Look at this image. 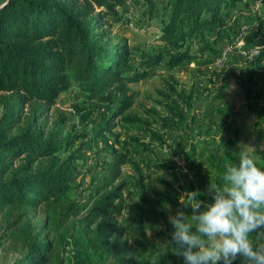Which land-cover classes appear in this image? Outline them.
I'll return each instance as SVG.
<instances>
[{
  "label": "rangeland",
  "instance_id": "obj_1",
  "mask_svg": "<svg viewBox=\"0 0 264 264\" xmlns=\"http://www.w3.org/2000/svg\"><path fill=\"white\" fill-rule=\"evenodd\" d=\"M55 1L69 9H91L88 19H98L96 30L106 32L102 41L108 46L152 40L157 22L166 16L161 0H119L120 20L103 15L95 0ZM238 7L229 13L234 21L230 37L219 40L212 51L177 66H153L143 79L126 84L113 103L129 94L133 101L114 117V105L88 100L75 86L54 103L23 101L26 94L17 86L0 90V141L33 135L57 148L18 155L0 148V191L21 186L32 174L67 177L49 193L36 187L30 204L25 201L30 190L15 202L0 198V264H16L29 254L43 258L36 264H125L130 252L127 261L118 256L129 237L123 230L132 204L155 202L156 193L165 192L179 204H160L169 223L177 209L191 214L181 203L189 193L198 191L202 201H210L208 184L218 181L216 166L226 165V154L237 157L251 146L256 162H264V23L256 34L264 2L238 0ZM4 57L1 66L9 59ZM101 83L106 91L116 85L108 79ZM12 105L15 116L6 122ZM130 115L141 122L128 124L124 117ZM60 144L66 146L60 149ZM93 229L101 231L97 238L88 233ZM167 229L173 231L170 223L166 227L151 221L149 242L167 263L172 254L177 264H184ZM115 232L121 233L118 247ZM87 239L92 246H86ZM47 245L48 250L39 251ZM131 245L126 243V249Z\"/></svg>",
  "mask_w": 264,
  "mask_h": 264
},
{
  "label": "trees",
  "instance_id": "obj_2",
  "mask_svg": "<svg viewBox=\"0 0 264 264\" xmlns=\"http://www.w3.org/2000/svg\"><path fill=\"white\" fill-rule=\"evenodd\" d=\"M95 1L103 7V15L114 20L121 19L120 12L116 9L119 0ZM161 1L166 16L157 22L153 42L144 40L130 45L122 43L108 46L102 41V38L107 37L106 32L96 30L98 19H88L91 9H69L55 0H9L0 8V61L6 58L5 54L9 56L4 62L6 64L0 65V90L17 86L26 94L23 101L54 103L66 94L71 86H75L76 92L88 100L96 99L99 103L114 105L110 115L114 117L130 107L133 101V95L129 94L118 103H113L114 98L126 90V84L140 81L153 66H177L198 57L204 51H212L219 40L230 37L232 33L234 21L231 20L232 16H229L231 8L240 10L238 0ZM259 19L261 20L256 34L264 23L262 18ZM227 26L229 31H226ZM7 38L13 41H7ZM194 42L196 48L193 47ZM43 61L49 64H44ZM4 66L9 70L6 71ZM12 77L18 82L17 85L11 83ZM105 79L116 83L112 90L106 91L103 88L101 82ZM10 109L6 122L11 119L10 116H15L13 105ZM124 120L128 124L141 122L137 115L124 117ZM60 146V149H63L66 144ZM2 147H6L11 155L25 151L37 154H44L46 150L50 153L57 151L50 141H36L33 135L15 138L9 142L0 141V148ZM226 156V165L216 166L219 172L217 182L224 168L236 159L235 155ZM257 164L264 166V162ZM135 167L137 172L140 171L138 165L135 164ZM66 179L65 175L53 178L32 174L26 176L21 186L0 191V198L15 202L22 199L24 190H30L32 194L25 199L26 203L30 204V196L38 194L36 187L39 188L38 191L46 190L49 193L59 181ZM139 201V204H132L127 213L123 231L129 233L127 246L129 242L132 245L129 249H126V243L121 245L119 260L124 257L127 261L126 257L130 252L131 257L125 264H177L172 254L168 255L170 263L163 259L162 254L149 242L146 229L151 221L156 225L169 226L163 212L159 211L160 204L168 203L172 208H179L178 202L165 192H157L155 202L145 199ZM187 212L191 213V210ZM96 232L101 231L93 229L88 233L92 235L91 238H97ZM115 234L118 247L121 233ZM167 236L171 239V231L168 230ZM89 241L90 239L86 240ZM86 246H92V243L89 242ZM48 249V245L39 247L40 252ZM35 258V255L29 254L16 264H36L43 259Z\"/></svg>",
  "mask_w": 264,
  "mask_h": 264
},
{
  "label": "clouds",
  "instance_id": "obj_3",
  "mask_svg": "<svg viewBox=\"0 0 264 264\" xmlns=\"http://www.w3.org/2000/svg\"><path fill=\"white\" fill-rule=\"evenodd\" d=\"M249 146L208 184L210 201L189 193L185 207L169 215L171 246L184 264H264V166Z\"/></svg>",
  "mask_w": 264,
  "mask_h": 264
},
{
  "label": "water",
  "instance_id": "obj_4",
  "mask_svg": "<svg viewBox=\"0 0 264 264\" xmlns=\"http://www.w3.org/2000/svg\"><path fill=\"white\" fill-rule=\"evenodd\" d=\"M9 0H6L3 4L0 5V8L3 7L5 4H7Z\"/></svg>",
  "mask_w": 264,
  "mask_h": 264
},
{
  "label": "built area",
  "instance_id": "obj_5",
  "mask_svg": "<svg viewBox=\"0 0 264 264\" xmlns=\"http://www.w3.org/2000/svg\"><path fill=\"white\" fill-rule=\"evenodd\" d=\"M243 28V27H242ZM236 41H239L240 39H235Z\"/></svg>",
  "mask_w": 264,
  "mask_h": 264
},
{
  "label": "bare ground",
  "instance_id": "obj_6",
  "mask_svg": "<svg viewBox=\"0 0 264 264\" xmlns=\"http://www.w3.org/2000/svg\"><path fill=\"white\" fill-rule=\"evenodd\" d=\"M241 32V31H240ZM243 33V32H242Z\"/></svg>",
  "mask_w": 264,
  "mask_h": 264
}]
</instances>
